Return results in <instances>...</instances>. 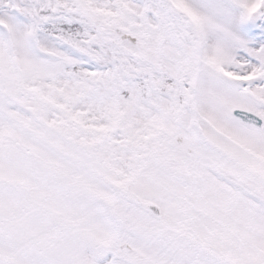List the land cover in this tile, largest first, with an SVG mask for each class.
I'll list each match as a JSON object with an SVG mask.
<instances>
[{
	"label": "snow or ice",
	"instance_id": "1",
	"mask_svg": "<svg viewBox=\"0 0 264 264\" xmlns=\"http://www.w3.org/2000/svg\"><path fill=\"white\" fill-rule=\"evenodd\" d=\"M0 264H264V0H0Z\"/></svg>",
	"mask_w": 264,
	"mask_h": 264
}]
</instances>
